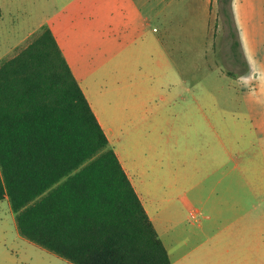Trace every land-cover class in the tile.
<instances>
[{
    "label": "rangeland",
    "instance_id": "1",
    "mask_svg": "<svg viewBox=\"0 0 264 264\" xmlns=\"http://www.w3.org/2000/svg\"><path fill=\"white\" fill-rule=\"evenodd\" d=\"M215 5L217 20L206 40L199 14L178 17L160 31L166 53L181 61L176 67L196 90V102L181 91L166 104L201 105L202 111L180 114L174 160L169 158L168 129L164 131L160 168L150 175V182L152 176L159 178L160 189L148 184L147 177L144 188L160 208L157 231L171 264H264V0H229L226 14L219 0ZM0 6L2 58L24 47L45 22L55 26L75 76L87 84L105 118L121 103L132 108V118L136 107L141 111L163 104L160 97L116 96L117 73L110 69L108 50L101 49L107 48L104 41L111 32L84 31L100 21L83 16L81 1L0 0ZM224 48L228 61L222 57ZM210 89L212 94L205 96ZM150 137L158 141V131ZM0 264L71 263L20 237L7 203L1 201Z\"/></svg>",
    "mask_w": 264,
    "mask_h": 264
},
{
    "label": "trees",
    "instance_id": "2",
    "mask_svg": "<svg viewBox=\"0 0 264 264\" xmlns=\"http://www.w3.org/2000/svg\"><path fill=\"white\" fill-rule=\"evenodd\" d=\"M4 200L20 236L71 264H171L46 24L0 59Z\"/></svg>",
    "mask_w": 264,
    "mask_h": 264
},
{
    "label": "crops",
    "instance_id": "3",
    "mask_svg": "<svg viewBox=\"0 0 264 264\" xmlns=\"http://www.w3.org/2000/svg\"><path fill=\"white\" fill-rule=\"evenodd\" d=\"M77 1H81L83 16L93 15L100 21L98 26L88 25L84 30L86 33H101L105 28H108L111 32L108 40L104 41L107 43V48L101 47V49L108 50L110 69H114L117 73L115 88L119 90V93L116 96L122 97L128 95L133 98L142 99L160 97L161 102H163V104H159V106L142 109L141 111L136 107L138 110L133 118L132 108L121 103L116 105V107L112 106L114 110L111 118H105L100 113L98 106L91 99L87 84L85 82L83 83L82 79H78L75 76L68 57L61 43L55 36V26L52 24L48 25L148 218L158 233L157 224L160 221V208L158 205L156 206L154 204L155 201L151 199L146 192L147 189L145 190L144 185H147V183L144 180L147 177L148 184L151 183L154 187L160 189L159 178L152 176L153 181L150 182V175L154 173V168H160L161 157L159 153L161 147L164 146V131L168 129L167 136L169 143L167 142V144H169V152H171L169 158L174 160V156L178 150L177 130L180 131V114L185 115L191 110L195 112V108H197L199 112L202 111L201 105L192 107L189 105L171 107L170 104H166L174 100L173 98L181 96L179 95L181 91L190 94V97L196 102V90L195 85H191L190 78L185 77L186 75L182 76L180 74V69L176 67L180 65L181 61L171 58L169 54L166 53V47L163 43L160 31L164 25L178 17L189 19L195 16V14H199L203 21L201 30L202 40H206L211 31L213 20H217L218 16L215 0ZM1 8L0 20L3 16ZM43 24L46 23H40L39 27ZM215 24L217 23L215 22ZM32 33L33 31L31 30L26 31L22 41ZM259 37H261V35H259ZM20 39H18V41ZM22 41L19 42L21 43ZM16 45L17 43L10 45L9 50L13 49ZM230 55L232 61H236L234 53ZM228 56L229 50L224 48L222 57H225L228 61ZM2 57L4 56H0V58ZM178 83L179 86L183 84V89L177 90L176 87H173V89L170 88L172 85L175 86ZM211 94V89L205 91V96H210ZM153 130L158 131V141L156 142H153V137H150ZM196 132L197 130L195 129V133ZM202 138L201 134V139ZM133 140H135V142H133ZM220 142L222 143L223 140L221 139ZM209 146L211 148L210 142ZM216 170L217 168L214 172ZM4 202L8 205L6 200H4ZM17 234L19 235L18 231ZM166 250L171 261V254L167 248ZM243 260L247 262L246 257H244Z\"/></svg>",
    "mask_w": 264,
    "mask_h": 264
}]
</instances>
